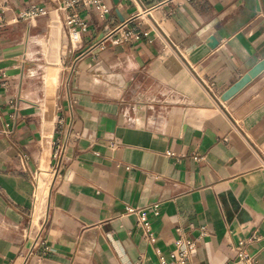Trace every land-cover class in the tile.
Masks as SVG:
<instances>
[{"label":"crops","instance_id":"obj_1","mask_svg":"<svg viewBox=\"0 0 264 264\" xmlns=\"http://www.w3.org/2000/svg\"><path fill=\"white\" fill-rule=\"evenodd\" d=\"M106 1L79 8L43 106L39 40L68 36L67 13L0 0V264H160L178 235L185 264H237L239 243L264 264V69L220 100L264 57V0ZM125 22L141 33L115 43Z\"/></svg>","mask_w":264,"mask_h":264},{"label":"built area","instance_id":"obj_2","mask_svg":"<svg viewBox=\"0 0 264 264\" xmlns=\"http://www.w3.org/2000/svg\"><path fill=\"white\" fill-rule=\"evenodd\" d=\"M80 7H91L99 17H104L109 12V5L106 0H61V9L66 11L65 22L67 25V35L71 46H76L80 40L82 33L86 30V24L79 15ZM45 7L31 6L20 12L22 17L34 18L38 15H46ZM126 22L121 26L112 29V33H116L113 37L115 43L126 41L130 38H138L141 31L138 28H124ZM145 34V32H142ZM64 143H56L52 156L57 165L60 163ZM56 169L52 171L55 174ZM153 213L156 214V205L151 207ZM127 211L137 215V223L142 228L143 234L147 240L154 242L155 238L150 229V224L143 209H135L127 207ZM194 248V240L190 236L178 235L173 239V246L167 255L158 254L160 264H185L191 257ZM235 253L237 264H257V258L254 252L249 251L243 243H239L232 247Z\"/></svg>","mask_w":264,"mask_h":264},{"label":"rangeland","instance_id":"obj_3","mask_svg":"<svg viewBox=\"0 0 264 264\" xmlns=\"http://www.w3.org/2000/svg\"><path fill=\"white\" fill-rule=\"evenodd\" d=\"M56 9H61V0L56 4ZM59 24V21H57ZM51 33V32H50ZM69 41L68 36L61 30L60 25L58 26L57 34H49L39 40V43L45 49L44 59L42 60L40 67L38 68L37 76H38V86L40 88L41 94H43V99L40 100L41 104L46 106L45 104V92H46V82L48 80L47 68L51 64H55L56 68V80L59 77L60 69H61V55L62 51L65 49L66 42ZM70 44V42H69ZM57 84V82H56ZM43 179V178H41ZM43 181H41L42 183ZM47 183V181H44Z\"/></svg>","mask_w":264,"mask_h":264},{"label":"water","instance_id":"obj_4","mask_svg":"<svg viewBox=\"0 0 264 264\" xmlns=\"http://www.w3.org/2000/svg\"><path fill=\"white\" fill-rule=\"evenodd\" d=\"M215 44V41H212ZM264 69V57L261 58L255 65H253L247 72H245L237 81L230 85L221 95L220 100H226L238 92L243 86H245L252 78L258 75ZM105 78L114 82L117 85L122 86L123 82L118 74H112L105 72Z\"/></svg>","mask_w":264,"mask_h":264}]
</instances>
